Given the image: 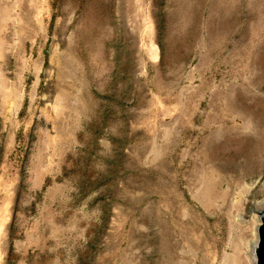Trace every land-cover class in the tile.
<instances>
[{
	"label": "rangeland",
	"instance_id": "1",
	"mask_svg": "<svg viewBox=\"0 0 264 264\" xmlns=\"http://www.w3.org/2000/svg\"><path fill=\"white\" fill-rule=\"evenodd\" d=\"M254 202L264 0H0V264H250Z\"/></svg>",
	"mask_w": 264,
	"mask_h": 264
},
{
	"label": "bare ground",
	"instance_id": "2",
	"mask_svg": "<svg viewBox=\"0 0 264 264\" xmlns=\"http://www.w3.org/2000/svg\"><path fill=\"white\" fill-rule=\"evenodd\" d=\"M237 119V118H236ZM174 120V119H173ZM239 126V125H238ZM241 126H245L244 122L242 121V124ZM235 165V164H234ZM258 204V206H257ZM255 207H259V208H253V211L257 214V216H255L253 218V222H254V225L252 227V235H253V239L252 241L250 242V245H249V250H248V257H249V261H250V264H254L255 263V248L257 246V242H258V234H257V227L259 226L260 224V216L259 214L257 213V211H260L264 208V203L263 202H254V205ZM246 254V253H245ZM225 260V259H224ZM230 263V262H229ZM233 263V262H232Z\"/></svg>",
	"mask_w": 264,
	"mask_h": 264
},
{
	"label": "water",
	"instance_id": "3",
	"mask_svg": "<svg viewBox=\"0 0 264 264\" xmlns=\"http://www.w3.org/2000/svg\"><path fill=\"white\" fill-rule=\"evenodd\" d=\"M260 216L261 224L257 227L258 242L255 248V263L264 264V208L257 211Z\"/></svg>",
	"mask_w": 264,
	"mask_h": 264
}]
</instances>
